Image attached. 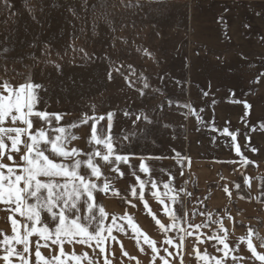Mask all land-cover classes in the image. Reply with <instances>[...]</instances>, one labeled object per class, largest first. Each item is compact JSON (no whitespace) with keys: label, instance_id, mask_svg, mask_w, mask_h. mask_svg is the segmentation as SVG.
<instances>
[{"label":"rangeland","instance_id":"374dc122","mask_svg":"<svg viewBox=\"0 0 264 264\" xmlns=\"http://www.w3.org/2000/svg\"><path fill=\"white\" fill-rule=\"evenodd\" d=\"M7 4L0 0V82L33 79L40 86L34 90V111L111 114L117 154L177 155L184 147L183 87L204 84L208 71L221 69L224 84L232 89L233 127L241 117L248 136L257 133L264 141V5L122 0ZM193 96L203 102L223 95ZM123 248L128 252V246ZM134 251L138 255L130 260L110 247L108 257L112 264H144L143 252ZM167 258L169 264L177 259Z\"/></svg>","mask_w":264,"mask_h":264},{"label":"crops","instance_id":"0c3cea01","mask_svg":"<svg viewBox=\"0 0 264 264\" xmlns=\"http://www.w3.org/2000/svg\"><path fill=\"white\" fill-rule=\"evenodd\" d=\"M44 1H57V0H44ZM122 1H149V2H210V3H236V4H251V5H264V0H122ZM218 60V59H216ZM202 72V71H200ZM199 72V74H200ZM206 71H203V73ZM206 83L186 85L183 87V93L187 94V102L185 106V121H184V147L178 153L180 160L178 162L177 155H151V156H128V164H120L122 170H126V175L119 180L109 182L120 193V196H113L112 192L103 193L99 190L93 193L94 202L96 207L93 209L94 218L92 223L89 224L87 217L89 213L87 211V205H83L81 213H79L82 226L89 229L92 235L96 234V229L99 227L101 217L99 215V207L105 209L107 218L103 220V226L108 228L111 226L112 217H123L125 215H131L133 222L141 228L145 234L157 242V245L161 248V255L168 256L167 253L162 251L164 245V235L154 221L147 215L143 209V202L136 201L131 197V189L133 187L138 188V181L135 177L127 174L131 171H136L137 175L141 179L147 180L149 177L145 173L138 171V166L141 162L145 163L150 170L151 179L157 183L158 190L161 195V199L165 203H171L168 197L164 196L165 189L164 183H169L173 191L169 192L168 196H176L178 203L172 204V208L176 211L178 216H181L180 225L192 235H185L183 232L180 235L184 236V240L179 250L170 248L169 251L173 252L176 256L175 264H205V262L198 258L197 251L203 254L205 250L211 257L220 259L223 257L222 252H217L212 246L213 241L207 239L209 235L219 234L223 235L222 231H219L220 223L228 229V243L231 247L239 248V253H234L239 256L245 257L243 264H260L259 261H255V258L251 257V253L247 250L246 245L239 243L240 239L246 237L251 229L254 245L257 250L264 253V141L262 137L256 134H247V123L241 121V117L236 119L235 127H233V113L231 102L232 89L225 85L224 71L219 70L208 71L206 75ZM189 78H194L192 75ZM215 79L219 84H212ZM219 79V80H218ZM223 80V81H222ZM36 85L33 79L21 80L16 83L0 82V86L7 84L10 86L9 91H4L0 87V94L15 96V92H18L19 88L26 84ZM223 83V84H221ZM12 90H15L12 91ZM200 94H222V98H216L209 96L208 99L200 102V98L193 95ZM228 94V96H227ZM207 98V97H205ZM25 102H29V98L25 95ZM51 120V127L48 128L49 136L54 139L55 133L53 129L59 126H63L66 129L65 136L74 135L76 139L70 141V146L78 147L82 150L80 159H85L87 155H90L92 149H103V145H89L90 140V125L92 120L89 119L87 124H77L72 127V122L82 121L86 117H104L96 124L97 134H100L101 129H104L106 134H109L107 125L110 124L108 115L103 112L98 113H48ZM60 115L62 119L57 122L54 117ZM199 117V119L197 118ZM35 120V117H32ZM41 123H43L41 121ZM227 128L229 132L236 136V141L233 142L231 136L223 135V130ZM111 131V130H110ZM254 134V133H253ZM111 135V132H110ZM245 135V136H244ZM239 145L241 148L242 156H238L235 151V145ZM252 149L257 151L253 152ZM148 158L142 161L141 158ZM155 157H160L156 159ZM99 160V158H96ZM245 161H252L254 163H247ZM131 166V167H130ZM81 174L85 171L88 173V178L97 184V188H102L105 176L115 175V173L109 174L106 167H102L101 171L103 175L97 180L96 177H91L90 169H86L82 166L79 170ZM46 179V178H42ZM63 182V178H56ZM239 185V189L236 188ZM23 186V185H21ZM150 185L145 188V199L148 200L149 206L153 212L158 213V217L162 218V223L170 224L171 221L163 214V204L158 200L151 198L149 191ZM227 188L231 192L229 196L224 189ZM127 189V191H125ZM42 194L46 196V191L42 190ZM125 197V199H121ZM86 196L80 198V204ZM131 199L133 203L137 204L136 208H132L128 200ZM29 203H35L34 199H30ZM4 205H0L3 208ZM61 205H58L55 209L57 216L59 214ZM159 210V211H158ZM68 220L75 218L73 213L65 212ZM51 214L41 211L42 223L35 225L32 222L29 223V227L43 228L49 227V231L53 233L55 227L58 226V220L52 223H47ZM16 218L21 222V225L25 222V218L16 215ZM118 224H122L127 234L118 233L113 228L112 235L117 237L120 244L123 247L128 246L129 255H138L135 248L140 251L141 245L137 244L136 240L132 238L131 228L128 226V221L124 219H118ZM201 225L197 231L194 226ZM24 229L21 226V234ZM11 237L13 235L11 228V217L4 211H0V241L4 236ZM107 235V233H105ZM173 238L178 239L177 233L172 231L169 233ZM199 236L203 243H198L196 237ZM39 240L43 245L44 241L38 236L30 237L32 254L29 259L35 262V242ZM120 244L114 241H105V253L100 254L98 259L99 264H103L105 255H109V248L112 252H119L121 254ZM48 247H41V253L45 258H50L53 255L59 254L57 246L51 244V240L48 241ZM93 248L95 242H92ZM117 246V247H116ZM21 246H17L18 250ZM148 254L142 253L146 257L142 260L144 264H150L152 259L151 250L147 248V245H143ZM222 247V246H221ZM65 253L67 254L62 259L66 260V264H76L73 251L76 255H82L87 253V258L91 259L99 253V249H96L94 253L92 248L87 245L80 244H65ZM127 251V250H126ZM3 254V246L0 244V255ZM112 255V254H111ZM171 256V257H173ZM170 257V256H169ZM168 259V258H167ZM158 262V258L156 259ZM0 264H4L0 261ZM81 264H87V259H82ZM158 264H162L160 261ZM214 264V261H211ZM224 264H233L231 255L224 260Z\"/></svg>","mask_w":264,"mask_h":264},{"label":"snow or ice","instance_id":"6c2138e0","mask_svg":"<svg viewBox=\"0 0 264 264\" xmlns=\"http://www.w3.org/2000/svg\"><path fill=\"white\" fill-rule=\"evenodd\" d=\"M5 4L8 6L7 0H5ZM109 79H111V75H109ZM0 87L4 91L10 90V86L7 84ZM38 87L40 86L29 83L20 87L18 92L12 90L15 92L14 98L12 95L0 94V205H4L3 208H0V211L6 212L11 217L13 232L11 237L5 235L3 240L0 241L3 246V254L0 255V261H3L4 264H66V260L62 259V257L67 255L64 250V245L67 243L87 245L92 248L94 253L96 249H99V253H96V256L91 259L87 258V253L76 255L73 251L72 256L76 264H81L82 259H87V264H99L96 257L105 253V241L110 240L120 244L117 237L112 235L113 228L118 233L127 234L125 227L117 223L118 219H124L128 221V226L131 228L132 238L136 240L137 244L141 245L140 251L146 255L148 254L143 245H147V248L151 250L152 259L150 264H155L157 258L162 261V264H169L167 257L161 255V248L157 245V242L133 222L131 215L112 217L111 226L105 228L103 220L107 218V214L103 207H99L101 222L96 229V234L92 235L88 228L82 226L79 213H81L83 205H87V211L90 214L87 217L89 224L92 223L94 218L93 209L96 204L93 193L95 191L99 190L100 192L108 193L111 190L113 196H120V193L109 181L119 180L126 175V170H122L120 164H128L129 157L116 153L110 135L111 124L107 125L109 134H106L104 129H101L99 135L97 134L96 124L104 117H86L82 121L72 122V127H75L77 124H87L89 119H91L93 122L90 125L91 138L88 144L90 146L93 144L103 145L105 150L101 151L93 148L91 154L87 155L83 160L79 158L82 155V150L78 147L70 146V141L76 139V137L74 135L66 137L65 127H56L53 131L59 134L55 135L54 139L50 137L47 129L51 127L53 118L47 112L34 111L37 102L34 90ZM147 87L148 84L145 83L144 88ZM25 95L28 96L29 102H25ZM141 95H143V92H141ZM249 107L250 105L245 103V108ZM32 117L36 119L33 120ZM197 118L199 119L198 116ZM54 119L59 122L62 117L57 114ZM108 119L111 120V114H109ZM222 134L231 136L232 141H236V136L229 132L227 128L223 130ZM235 151L238 156L243 155L238 144L235 145ZM252 151L255 152L257 150L252 149ZM96 158H99V160ZM155 158L160 159V157ZM141 159L143 161L148 158ZM177 160L178 162L180 160L179 154H177ZM245 162L254 163L252 161ZM82 166L90 169L91 177H96L97 180L103 175L102 167H106L109 174L115 173V175L105 176L102 188L98 189L97 184L88 178L87 171L81 174L79 170ZM138 171L145 173L149 178L147 180L141 179L136 171L127 173L134 176L136 181H138L139 192L136 187H133L131 189V197L138 202H143V209L164 235L162 251L167 253L168 256H173L174 253L169 251V249H180L184 240V236L180 235V233L192 235L187 229L181 227L180 221L182 217L178 216L171 206L179 202L178 198L176 196H168L173 189L169 183H164V196L171 201L170 204L165 203L161 199L157 183L151 179L149 167L141 162L138 166ZM56 178H63V182ZM148 185H150L151 198L163 204V214L169 218L170 224L162 223V218L158 217L157 212H153L148 200L145 199L144 191ZM239 187V185H236L237 189ZM42 190L46 191V196L42 194ZM224 191L229 196L231 195L229 189L225 188ZM82 196H86V199L83 204L78 206ZM30 199H34L35 203H29ZM121 199L123 200L125 197H121ZM128 203L131 204L132 208L137 207V204L133 203L131 199L128 200ZM58 205H61V208L57 216L55 209ZM41 211L51 214L47 223L58 220L54 235L49 231L48 226L43 228L29 227L28 222H32L35 225L42 223ZM66 211L73 213L75 218L69 221L65 215ZM17 214L25 218L23 225L16 218ZM21 226L24 229L23 234H21ZM200 227L201 225L194 226L197 231ZM172 231L177 233L178 239L169 235ZM219 231L224 234L209 235L207 239L214 242L212 246L217 252H222L223 257L220 259L211 257V261H214V264H224V260L231 255L233 264H243L245 257L234 254L239 253L241 249L230 246L228 243V229L222 222L220 223ZM251 235L252 231L250 229L248 235L241 238L239 243L246 245L247 250L251 253V257L255 258V261L264 264V253L257 250ZM32 236H38L44 241L43 245L40 244L39 240L35 242V262L29 259L32 254L30 247V237ZM49 240H51L52 245L58 247L59 254L45 258L41 253V247L47 248ZM196 240L198 243L204 242L199 236L196 237ZM93 241L95 242L94 248L92 245ZM21 245L22 247L18 250L17 246ZM261 247H264V244ZM120 249L122 254L129 257L130 260L136 259L124 250L122 244H120ZM197 256L205 264H211L206 250L203 254L197 251ZM103 264H112L111 258L105 255ZM137 264H139L138 260Z\"/></svg>","mask_w":264,"mask_h":264},{"label":"built area","instance_id":"2783aa9c","mask_svg":"<svg viewBox=\"0 0 264 264\" xmlns=\"http://www.w3.org/2000/svg\"><path fill=\"white\" fill-rule=\"evenodd\" d=\"M109 192H111V190Z\"/></svg>","mask_w":264,"mask_h":264}]
</instances>
